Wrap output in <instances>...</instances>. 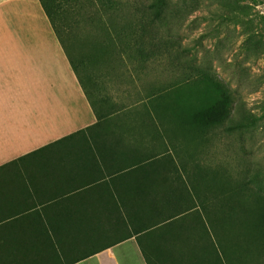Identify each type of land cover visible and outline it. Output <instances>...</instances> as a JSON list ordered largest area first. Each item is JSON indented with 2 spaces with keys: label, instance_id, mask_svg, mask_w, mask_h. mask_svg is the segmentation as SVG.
I'll return each mask as SVG.
<instances>
[{
  "label": "crops",
  "instance_id": "0c3cea01",
  "mask_svg": "<svg viewBox=\"0 0 264 264\" xmlns=\"http://www.w3.org/2000/svg\"><path fill=\"white\" fill-rule=\"evenodd\" d=\"M152 122L99 118L40 1L0 0V264H235Z\"/></svg>",
  "mask_w": 264,
  "mask_h": 264
},
{
  "label": "rangeland",
  "instance_id": "374dc122",
  "mask_svg": "<svg viewBox=\"0 0 264 264\" xmlns=\"http://www.w3.org/2000/svg\"><path fill=\"white\" fill-rule=\"evenodd\" d=\"M55 1L61 10V20H56L60 39L98 112L109 106L113 107L114 111L116 106L119 109L121 105H127L137 97L144 96L149 87V79L140 81L131 72L123 52L119 55L115 53L111 55V51L107 55L104 51L102 42H109V39L103 38L104 29L102 27L99 29L97 25L99 17L95 6L97 0H72L70 6L66 5V0ZM117 1V5L112 1L114 4L106 13L105 20L110 28H116V33H119L118 29H125L135 22L137 0ZM255 1L258 0H244L242 3L253 4ZM217 24L218 22L213 20L209 13L201 9L187 19L178 33L179 41L188 49V57H193L199 65L211 67L218 78L230 87L234 94L236 109H243L260 117L264 113V58L249 51L251 48L244 44L243 33L252 29L262 32L264 36V2L253 4L250 18L242 15L239 25L234 26L231 22L226 25ZM114 35L113 33L112 42L116 45L117 51L120 43ZM80 60H85L86 64L79 66ZM157 76L156 78L160 79L157 84H155V76L151 77L153 86L168 83L174 75L157 74ZM213 97L214 91L207 84L190 81L182 83L171 91L169 106L172 109H180L178 110L180 112L184 109L190 111L197 103H201L204 99L208 103ZM190 99L191 107L187 104ZM148 107L145 104L139 112L128 111L124 117L149 119ZM101 114L106 115L105 112ZM150 120L153 121L152 123L155 122L153 119ZM163 122L169 145L171 143L178 145L182 161L187 164L185 167H190L191 172L188 174L199 173L200 169L208 172V176L197 183H195L196 178L189 179L196 186L200 185L205 189V193L202 192V196L200 195L201 201L198 202L201 204L203 222H214L213 225L216 227L222 218L217 206L220 200L221 207H227L242 203L245 197L253 193L264 194L263 187L256 185L257 177L264 183V120L257 122L258 127L254 132L242 134L226 130L230 126L228 123L203 133L192 126H184L177 117L165 118ZM151 129L153 135H156L155 129ZM196 164L199 168L194 166ZM242 181L244 186L246 185L244 195L238 192ZM223 193H226L224 200L218 201L216 195L220 194L222 198ZM213 197L214 208L209 202ZM204 201L209 203L204 206ZM247 252L252 258H258L255 256L259 254L264 255V250L259 246L249 248Z\"/></svg>",
  "mask_w": 264,
  "mask_h": 264
},
{
  "label": "trees",
  "instance_id": "16d2710c",
  "mask_svg": "<svg viewBox=\"0 0 264 264\" xmlns=\"http://www.w3.org/2000/svg\"><path fill=\"white\" fill-rule=\"evenodd\" d=\"M39 1L55 33L63 44L56 24V20H61L59 5L55 0ZM112 1L115 2V5L118 4L117 0H97L95 3L99 16L97 20L98 28L102 27L104 29L103 38L109 39V42H102L104 51L107 55L111 51V55L114 53L119 55L123 52L129 62L131 72L140 81H146L148 78L149 87L145 91L144 96L137 97L127 105H121L119 109L116 106L114 111L111 106L100 112L94 105L93 107L99 118H123L128 111L139 112V109L142 106L145 107V104L149 106L147 116L155 121L150 128L155 129L154 131L157 133L155 138L163 141L164 148L162 153L159 151L155 152L152 161H150L151 158L147 159L148 165H167L174 168L187 166L186 162L182 161L178 145L171 143L168 149L166 147L167 135L164 131L163 120L168 117L174 119L177 117L184 126H192L203 133L220 128L226 123L230 124L226 129L229 132L242 134L243 132L255 131L258 127L257 122L264 120V113L262 116L256 117L249 111L236 109L234 94L230 87L218 78L211 67L199 65L193 57L187 56L188 49L181 45L178 33L187 19L201 9L209 13L212 19L218 22L217 25H226L230 22L234 26L239 25L241 16L245 15L249 19L253 11V4L264 2V0L255 1L253 4H243L244 0H207V3L206 0H137L135 22L128 25L125 29H118L119 33H116V28H110L105 20L106 13L111 10L114 4ZM65 2L66 5L70 6L72 0H66ZM248 22L246 23L248 24ZM113 33L115 34L114 36H117L118 43H120L117 51L116 45L112 42ZM243 34L245 35L244 44L251 48L249 51L264 58V36L262 32H256L251 29ZM71 64L77 73L76 66L72 60ZM84 64H86L85 60H80L78 63L79 66H84ZM157 74L159 76L160 74L174 76L166 84L159 83L158 86H153L151 83L152 76H155V84L160 81V79L156 78L158 77ZM79 80L81 82L80 78ZM190 81L203 82L213 89L214 97L212 100L207 103V101H204L206 99L203 98L204 100L201 103H197L195 108L190 111L189 109H184L180 112L178 108H170L171 91L182 83ZM81 84L83 85L82 82ZM83 87L85 88L84 85ZM87 95L89 96L88 93ZM191 102V99L187 102L190 107L192 106ZM110 110L112 111L110 112ZM103 112L106 115H102L101 113ZM169 141L172 142L173 140ZM194 166L199 168L197 164ZM175 175L178 177L182 176L180 173ZM186 176L196 178L195 183H197L201 179L204 180L208 176V172L200 169L199 173L187 174ZM258 179L259 177L256 178V185L264 189V183ZM201 189L202 192L205 191L202 186L197 188V191L201 192ZM245 190L246 185L244 186L242 181L238 192H242L241 194L244 195ZM225 196L226 193H223L222 198L218 194L216 199L218 201L220 199L224 200ZM205 199L206 197H204ZM244 199L242 203H235L227 207H221V200L217 202L220 216L222 217L216 225L218 231L217 244L223 248L232 244L235 264H256L257 262L264 264L263 254L256 255L255 257H258V259L250 257L252 255L247 252L249 248H254L255 246H259L264 250V194L253 193V195H249ZM209 202L214 208V197ZM209 202L204 201L203 205L205 206ZM213 223L211 222L212 229L214 227ZM147 263L150 264L148 261Z\"/></svg>",
  "mask_w": 264,
  "mask_h": 264
}]
</instances>
